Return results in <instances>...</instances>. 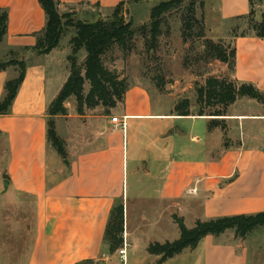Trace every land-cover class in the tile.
<instances>
[{"label": "crops", "instance_id": "0c3cea01", "mask_svg": "<svg viewBox=\"0 0 264 264\" xmlns=\"http://www.w3.org/2000/svg\"><path fill=\"white\" fill-rule=\"evenodd\" d=\"M121 1L140 2L59 0L58 10L75 8L78 18L90 17L111 12ZM258 8L264 12V0ZM250 9L249 0H216L217 28L208 26V32L222 36L230 20L247 16ZM0 10L7 11L0 59L8 60L14 51L15 58L26 63L10 111L0 115V133L6 139L9 187L31 197L35 205L27 264H113L116 254L123 264L125 258L126 264H157L160 256L147 247L179 238L174 214L187 226V218L195 223L264 211V110H238L239 98L221 116L196 115L192 104V115L178 116L176 102L163 109L144 84L136 83L109 113L96 106L84 114L70 110L55 116L63 158L47 140V107L69 76L70 39L62 38L50 52L39 53L31 48L35 33L46 23L38 0H0ZM204 20L206 24V13ZM233 46L232 78L264 92V37L237 35ZM17 75L13 66L0 71V99L5 82ZM256 102L264 109V103ZM113 110L124 127L112 128ZM211 119L221 120L224 128H209ZM231 140L238 142L232 145ZM189 192L201 205H187ZM119 203L124 211L122 256L121 248L110 253L103 239L112 208ZM260 232L264 229L244 239L231 230L206 235L195 248L159 264H264V242L251 237ZM255 255L260 258L255 260Z\"/></svg>", "mask_w": 264, "mask_h": 264}, {"label": "trees", "instance_id": "16d2710c", "mask_svg": "<svg viewBox=\"0 0 264 264\" xmlns=\"http://www.w3.org/2000/svg\"><path fill=\"white\" fill-rule=\"evenodd\" d=\"M183 0L161 1L152 7L150 12V31L152 38L155 39L159 33L161 19L164 14ZM255 0H249L251 9L248 15L253 14ZM259 0L258 3H260ZM44 11L46 23L42 30L35 33L36 43L31 48L39 53H48L57 47L66 31L71 27L74 34L69 43L71 52L67 56L69 62V76L62 85L58 95L47 107V140L50 142L58 154L65 158L66 153L63 141L55 132L53 117L67 114L64 106L66 99L73 96L76 101V112L84 114V110L92 109L96 106H103L105 112L123 101V96L129 88L124 77L116 71L109 70L103 64L102 56L113 45H117L124 53L130 48V39L134 35L130 21H124L122 11L125 2L121 1L111 11V16L106 19H98L92 22L77 19L70 21L67 13H60L58 10L59 0H38ZM192 4V3H191ZM0 42L2 41L7 29V11L0 10ZM189 14L185 21V26L190 28L191 22H197L192 14V8L188 9ZM245 17V16H242ZM238 17V18H242ZM252 29L258 37H264V14L260 22H254ZM247 34L242 33L241 36ZM206 49L212 54V58L221 62L228 63L230 71L233 73L235 65V48L233 46L229 52L220 45L210 40L206 41ZM29 47H24L26 50ZM81 50L85 51L83 65L78 64V54ZM10 54L15 55L14 51ZM8 66H14L18 75L8 79L4 84V93L0 99V115L10 111L12 102L17 94L18 88L22 83L26 70V63L23 60L10 58L0 59V71ZM88 82L90 88L84 94V83ZM251 98L264 103V92L259 90L251 83L239 82L227 77H208L203 85L196 87V115L221 116L224 115L225 108L234 103L239 98ZM219 106L217 110L210 113L205 112V108ZM191 102L189 98H181L174 105V112L178 116H188L191 113ZM221 120L211 119L208 127L213 128L221 124ZM7 178V177H6ZM123 204L119 203L112 208L108 223L106 225L103 239L109 245L110 253L123 246V223H124ZM177 224L180 236L173 241L164 243H150L147 251L151 254L159 255L160 262L171 258L185 249H193L198 242L206 235L220 236L228 230L234 233V237L244 239L256 229L264 227V211L255 213H240L209 218L206 220H196L191 228L185 226L183 219L177 215L172 216ZM81 264H98L92 261H85Z\"/></svg>", "mask_w": 264, "mask_h": 264}, {"label": "rangeland", "instance_id": "374dc122", "mask_svg": "<svg viewBox=\"0 0 264 264\" xmlns=\"http://www.w3.org/2000/svg\"><path fill=\"white\" fill-rule=\"evenodd\" d=\"M137 1L140 2L125 3L122 11L124 21H130L131 28L135 32L130 39L131 48L124 53L117 45H113L102 56V60L106 68L116 71L129 85L144 84L150 90L155 102L163 109H168L170 104L186 97L189 98L193 111H197L198 85H203L208 77H232L229 64L212 58V54L206 49V41L210 40L223 46L229 52L233 48L234 36L254 33L253 23L260 22L264 14L258 8L259 0H255L253 14L230 20L228 31L216 38L207 29L208 26L213 28L216 25L214 17L216 0H183L164 14L159 33L153 39L150 31V12L153 6L166 0ZM190 7L197 22H191V27L188 28L185 26V21ZM73 9L75 8L69 7L61 13H67L70 21L80 19L92 22L111 16V12H107L78 18ZM204 13H206L207 25ZM73 34V28L70 27L62 38L64 41L69 40ZM84 57L85 51L81 50L78 54L80 66L83 65ZM10 58L19 60L15 55H10ZM89 88L90 85L86 81L84 94ZM246 99L241 98L236 106L238 110L246 112L264 110L257 105L256 100L252 99L253 101L248 104ZM64 106L67 114L70 110L76 112L75 98L71 96L66 99ZM218 108L219 106L205 108V112L210 113ZM102 109L103 106L99 105L98 111ZM85 111L88 109L85 108ZM113 115H116L114 110L110 112V116ZM54 118L55 116L53 120ZM238 129L240 130V124ZM229 142L234 145L238 141ZM246 142L253 143L249 139ZM50 145L55 149L51 143ZM6 161V139L0 133V264H27L34 238L35 205L31 197L17 193L9 187L5 174ZM191 194L189 192L185 197L187 205H201V201H195V197ZM186 221L188 228H191L194 223L189 218ZM251 237H255L261 243L264 242V232ZM261 255L264 263V252ZM255 256V260L260 258ZM115 258L117 260H113V264H123V259L120 260L118 254ZM124 262L127 263L126 258Z\"/></svg>", "mask_w": 264, "mask_h": 264}, {"label": "built area", "instance_id": "2783aa9c", "mask_svg": "<svg viewBox=\"0 0 264 264\" xmlns=\"http://www.w3.org/2000/svg\"><path fill=\"white\" fill-rule=\"evenodd\" d=\"M111 123H112V128L116 129L118 127H124V120L120 119L118 116H112L111 117ZM124 248H121L118 250L120 256L124 254Z\"/></svg>", "mask_w": 264, "mask_h": 264}]
</instances>
